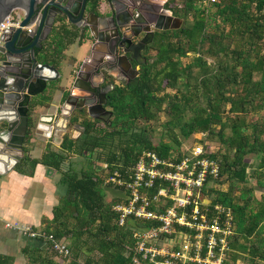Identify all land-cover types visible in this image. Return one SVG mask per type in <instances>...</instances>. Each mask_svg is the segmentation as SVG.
Here are the masks:
<instances>
[{
  "label": "trees",
  "instance_id": "trees-1",
  "mask_svg": "<svg viewBox=\"0 0 264 264\" xmlns=\"http://www.w3.org/2000/svg\"><path fill=\"white\" fill-rule=\"evenodd\" d=\"M97 1L88 0L96 13ZM200 2L167 0L165 6L182 20L179 27L154 32L145 61L137 64V75L107 93L106 121L84 109L74 111L68 128L78 124L82 133L77 138L64 133L58 151L48 148L40 158L27 154L28 129L13 169L30 175L41 162L61 174L65 190L42 228L69 240V255L60 257L50 243L31 239L21 250L23 264H134L125 248L129 229L117 224L111 209L119 199L104 190V176L132 166L143 150L163 158L171 149L181 155L179 137L196 133L204 135L199 141L209 135L217 139L214 150L207 146L220 172L206 181L204 189L210 205L232 209L230 264H239L238 259L242 264H264V0H217L209 4L214 8L211 13L209 6L199 8ZM62 32L59 27L58 37ZM207 57L214 60L208 62ZM53 91L54 84L48 93ZM41 95L29 103V124L33 107L50 100V94ZM160 113L167 118L161 123L162 137L155 142L142 123L159 119ZM253 114L258 116L248 119ZM72 154L89 157L90 165L79 171L71 166L62 169ZM96 160L106 168L99 169ZM223 183L226 188L218 187ZM0 264H14V257L0 253Z\"/></svg>",
  "mask_w": 264,
  "mask_h": 264
},
{
  "label": "water",
  "instance_id": "water-1",
  "mask_svg": "<svg viewBox=\"0 0 264 264\" xmlns=\"http://www.w3.org/2000/svg\"><path fill=\"white\" fill-rule=\"evenodd\" d=\"M105 1L108 10L98 14L89 9L88 0H0V21L15 8L25 13L18 26L6 28L2 34L0 160L5 164L2 172L11 170L21 158L31 99L48 90L60 76L58 69L46 60L59 27L65 32L69 25L86 26L94 42L89 56L82 60L76 72L60 112L58 106L50 111L51 104L33 107L42 106L47 110L37 112L36 127L45 130L48 136L66 131L75 110L84 109L93 118L97 117L95 110L105 111L106 90L102 91L100 84L106 74H113L110 68L119 69L121 60L131 68L127 53L137 59L140 51L152 42L155 29L177 28L181 23L171 9L163 7L165 0L160 6L148 0ZM151 10L157 11V18L149 16ZM30 23H33L30 31L23 28ZM110 62L113 63L108 67ZM104 190L111 197L126 196L110 185H105ZM129 223L134 221L129 219Z\"/></svg>",
  "mask_w": 264,
  "mask_h": 264
},
{
  "label": "built area",
  "instance_id": "built-area-1",
  "mask_svg": "<svg viewBox=\"0 0 264 264\" xmlns=\"http://www.w3.org/2000/svg\"><path fill=\"white\" fill-rule=\"evenodd\" d=\"M215 1L201 0L205 4ZM24 14L23 9L15 8L0 21V48L3 31L18 26ZM32 24L23 28L30 31ZM199 139L181 150V155L173 151L163 158L152 150H143L132 166L123 171L114 169L104 176L105 185L126 194L117 197L111 209L117 224L129 229L130 243L125 248L134 264L226 263L234 215L231 207L210 205L207 200L206 181L219 175L220 165L209 156L207 141ZM4 225L27 238L50 243L60 257L69 255L66 242L52 232L26 223Z\"/></svg>",
  "mask_w": 264,
  "mask_h": 264
},
{
  "label": "crops",
  "instance_id": "crops-1",
  "mask_svg": "<svg viewBox=\"0 0 264 264\" xmlns=\"http://www.w3.org/2000/svg\"><path fill=\"white\" fill-rule=\"evenodd\" d=\"M148 1L158 6L164 2V0ZM88 7L90 9V4H88ZM96 8L98 14L106 12L108 10L107 2L98 0ZM88 33L86 26L82 28L69 25L65 32L60 33L59 37L57 36L49 46L50 54L46 60L54 65L60 74L58 80L51 83V85L54 84V91L48 93V90H46L43 93L44 95L50 94V100L44 104L52 105L50 111H53L52 108L56 106H58V109L61 107L82 60L86 59L90 54L94 41ZM49 38L50 33L47 36V40ZM61 45L64 47L62 53L59 54L62 48ZM70 46L74 47L73 53L68 55L67 50ZM59 56L61 57L58 61ZM66 70L71 75L69 82L68 80L66 81ZM61 78L65 80V83H61ZM40 97L42 98V95ZM45 111L47 110L44 107L37 106L31 113L29 132L27 130L30 137L25 144L29 148L27 154L31 158H40L42 154L46 153L48 148L58 151L62 135L70 129L67 128L64 132H52L50 136L46 135L45 130L36 127L37 112ZM71 128L72 131L69 130V136L77 138L78 134H75L77 136L73 135L74 131L78 133L80 131L79 128L82 130V127L73 125ZM80 133L81 131L79 135ZM77 156L76 154L69 155V158L63 162L62 169L69 167L66 166L67 164L72 166L73 159ZM104 165L103 163V165L97 167L99 169L100 167L104 168ZM4 168L5 164L0 160V253L12 255L14 260H17L22 255V248L31 239L25 237L17 229L5 227V222L26 223L34 228H42L44 226V218L52 217V208L63 194L65 186L61 183V174L58 170L41 162L36 163L33 173L30 175L19 173L13 168L2 172Z\"/></svg>",
  "mask_w": 264,
  "mask_h": 264
},
{
  "label": "rangeland",
  "instance_id": "rangeland-1",
  "mask_svg": "<svg viewBox=\"0 0 264 264\" xmlns=\"http://www.w3.org/2000/svg\"><path fill=\"white\" fill-rule=\"evenodd\" d=\"M199 4V8L200 9H204V10H206L207 8H208V6H209V4H205V3H203V2H200V3H198ZM214 11V8H212V7H210L209 6V9H207V12H209V13H211V12H213ZM203 14V13H202ZM217 21V20H216ZM215 21V22H216ZM215 22H213L212 24H214ZM211 24V25H212ZM226 28H228V26L226 27ZM73 46H70V48L67 50V53H68V55H71L72 53H73ZM262 52H264V49H262ZM207 60H208V62H212L214 59L213 58H211V57H207ZM65 77L67 78L66 79V81L68 80V82L70 81V79H71V75H70V72L68 71V70H66V75H65ZM61 83L62 82H64L65 83V80L64 79H62L61 78ZM165 91H169V92H173L174 91V89H171V88H166V90ZM261 114L264 116V110L263 111H261ZM103 116V115H102ZM256 116H258V114H253V115H249L248 116V119H255L256 118ZM106 118H108V116H103V119H106ZM166 116H165V114L164 113H160V117H159V119H157V120H154V121H150V122H144V123H142V124H145L146 126H147V128L151 131V133H152V135H153V138H154V140H155V142H157V141H159V138H161L162 137V132H163V130H162V126H161V123L164 121V120H166ZM100 124V126H102V123H99ZM69 129V128H68ZM72 128H70L69 130H71ZM80 129V131H81V128H79ZM67 131V134H69L70 133V131ZM72 131V130H71ZM79 131V132H80ZM79 132L78 133H76V131H74V134L73 135H75V134H78V136H79ZM81 134V133H80ZM75 136H77V135H75ZM206 136V135H205ZM202 138V137H204V135H202L201 133H196V134H192V135H190L189 137H187V138H184V137H179L180 139H181V145L179 146V150H183V149H185V148H189L191 145H192V143L193 142H195V141H198V139L199 138ZM164 138L165 139H167L168 138V136L167 135H164ZM205 141H207V143H208V145H210V146H212V148H213V150L215 149V145L217 144L216 143V141H217V139H216V136H212V135H209L208 136V138H206L205 139ZM172 151H175V150H173V149H171L170 151H169V153L171 154V152ZM169 154V155H170ZM74 161H73V165L71 166L74 170H80V168L81 167H88L89 165H90V158L89 157H87V156H77V157H74V159H73ZM247 160L248 161H251V156L249 155V156H247ZM96 166H101V165H103V163L104 162H98L97 163V160H96ZM256 163V162H255ZM105 164V163H104ZM71 165V164H70ZM69 164H67L66 166H70ZM67 168V167H66ZM65 168V169H66ZM101 168V167H100ZM102 173V172H101ZM226 186H227V183H223V184H221V185H219L218 187H221V188H226ZM255 194H256V196L257 197H259L260 196V194H261V190L259 189V188H257L256 190H255ZM207 200H210V198L208 197V195H207ZM137 222L138 223H141L138 219H137ZM66 241V243H68L69 242V240H65ZM230 253V252H229ZM229 255V254H228ZM20 259H17V260H14V264H23L24 262H25V258H24V255L22 254L20 257H19ZM230 257L229 256H227V260L229 259ZM226 260V261H227ZM230 259L228 260V264H230ZM237 263H239V264H242L243 263V261H242V259H238L237 260Z\"/></svg>",
  "mask_w": 264,
  "mask_h": 264
},
{
  "label": "flooded vegetation",
  "instance_id": "flooded-vegetation-1",
  "mask_svg": "<svg viewBox=\"0 0 264 264\" xmlns=\"http://www.w3.org/2000/svg\"><path fill=\"white\" fill-rule=\"evenodd\" d=\"M167 0H165L164 2V5L163 7L164 8H167L165 6ZM155 8V7H153ZM170 9V8H169ZM172 11V10H171ZM157 15V11L156 10H151L150 11V14L149 16H151L152 18H157L156 17ZM156 31V29H155ZM148 48V46H147ZM146 48V49H147ZM146 49H142L140 51V55H138L137 59H134V58H131L130 57V53H127V55L129 56V59H130V62H131V68H128L126 66V64L121 60V66L119 67V69L117 70H114L113 68H110V70L112 71L113 74H106L105 75V78H104V81L100 84V88L103 87L101 90L104 91L106 90L105 92V99H106V95L107 93L115 86V85H118L120 84L121 82H124V83H127L129 80L133 79L137 73H138V65L139 63L145 61V58H146V54H145V51ZM113 63V62H112ZM111 62L108 64V67H111ZM96 80L99 79V77H95ZM100 89L97 90V92L99 91ZM106 103V101H105ZM105 103L103 104L104 108H105V111L103 110H95L94 111V115L97 116L95 118L97 119H100L102 121H106L108 118L106 119H103V116H110V109L105 106ZM76 111V110H75ZM60 112V108L58 109V113ZM73 114V113H72ZM103 115V116H102ZM74 125H78V124H74ZM80 125H78L79 127ZM82 127V126H80ZM83 129V128H82ZM81 133H82V130H81ZM4 166V165H3ZM2 168V167H1Z\"/></svg>",
  "mask_w": 264,
  "mask_h": 264
},
{
  "label": "bare ground",
  "instance_id": "bare-ground-1",
  "mask_svg": "<svg viewBox=\"0 0 264 264\" xmlns=\"http://www.w3.org/2000/svg\"><path fill=\"white\" fill-rule=\"evenodd\" d=\"M2 157L5 158L7 161L10 160L9 157H6L5 155H3Z\"/></svg>",
  "mask_w": 264,
  "mask_h": 264
}]
</instances>
